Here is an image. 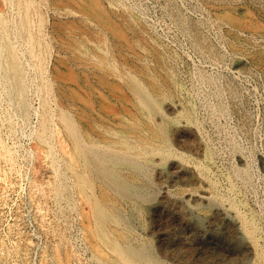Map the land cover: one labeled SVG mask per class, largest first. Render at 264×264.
Returning <instances> with one entry per match:
<instances>
[{
    "label": "bare ground",
    "instance_id": "bare-ground-1",
    "mask_svg": "<svg viewBox=\"0 0 264 264\" xmlns=\"http://www.w3.org/2000/svg\"><path fill=\"white\" fill-rule=\"evenodd\" d=\"M84 4L88 12L99 14V2ZM39 6L38 0H0V163L6 173L19 177L22 169H30L29 186L41 191L53 216V262L83 264L73 261L69 229L74 221L92 264H163L151 237L139 233L134 223L148 229L144 216L155 207L152 176L170 169L185 181L201 184L182 189L174 198L163 192L162 202L184 218V196H198L210 207L206 219L222 214L233 221V230L220 234L234 252L229 264H264V241L258 239L255 218L240 210L241 201L218 191L207 164L211 151L194 108L188 99H179L181 88L171 74L158 72L146 54L130 62L121 49L116 52L107 35L115 34L116 27L107 21H100L91 35L65 25L60 47L95 78L104 94L89 83L101 102L94 115H84L79 100L72 103L57 85V72L50 75L46 69L53 37L42 27ZM129 19L138 23L132 13ZM227 19L245 25L232 16ZM260 33L264 37V29ZM118 35L119 46L126 45ZM158 47L152 44V58L163 65ZM109 100L117 106L111 107ZM20 133L30 143L21 155L15 140ZM177 144L201 158L178 151ZM44 179L47 185L41 186ZM233 186L230 181L229 189ZM36 212L43 227V214ZM28 247V242L16 244L12 251L0 252V261L12 253L27 255Z\"/></svg>",
    "mask_w": 264,
    "mask_h": 264
},
{
    "label": "rangeland",
    "instance_id": "rangeland-1",
    "mask_svg": "<svg viewBox=\"0 0 264 264\" xmlns=\"http://www.w3.org/2000/svg\"><path fill=\"white\" fill-rule=\"evenodd\" d=\"M38 1L42 27L53 37L46 69L50 75L57 72L56 84L72 103L79 100L84 115L98 111L101 102L98 91L103 94V90L94 84L95 78L77 67L69 53L60 47L65 25L82 27L91 35L100 27V21H107L116 27L115 34L107 33L109 46L116 52L121 49L130 62L146 54L158 72L162 74L164 70L171 74L181 88L177 92L179 99L191 102L204 143L211 151L207 162L210 177L222 195L241 201L240 210L255 218L258 239L262 243L264 37L260 30L264 29V0H96L100 3L99 14L85 9V1L91 0ZM130 12L138 23L130 22ZM228 16L245 25L230 22ZM141 28L147 41L142 40ZM118 32L126 45L119 46ZM153 43L160 46L163 65L152 58ZM142 46L145 49H141ZM89 83L98 91L91 90ZM108 104L117 106L112 100ZM86 122L84 119L82 124ZM22 135H16L15 139L20 155L30 144ZM175 146L192 158H201L195 150ZM22 170L20 177L9 174L4 163H0V252L12 251L14 245L24 242H28L29 247L25 251L27 255L12 253L0 264H55L50 253L52 213L41 191L30 188V169ZM191 180L185 181L170 169L153 174L151 204L153 202L155 207L144 216L148 229L141 230L138 223L134 226L139 233L151 237L163 264H229L234 252L220 239V234L228 235L233 230V221L222 214L206 219L204 212L210 207L198 196H184L187 209L184 218L178 216L176 208L161 200L163 192L174 198L182 189H196L201 184ZM230 181L234 185L231 190ZM41 184L46 186V179ZM194 204L198 206L192 207ZM37 210L43 214V227ZM70 228V244L75 249L73 261L92 264L90 251L77 236L74 221ZM43 250H46L44 257Z\"/></svg>",
    "mask_w": 264,
    "mask_h": 264
}]
</instances>
